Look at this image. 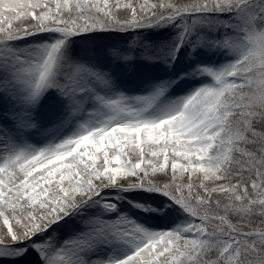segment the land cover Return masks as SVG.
<instances>
[{
	"label": "snow or ice",
	"instance_id": "snow-or-ice-1",
	"mask_svg": "<svg viewBox=\"0 0 264 264\" xmlns=\"http://www.w3.org/2000/svg\"><path fill=\"white\" fill-rule=\"evenodd\" d=\"M0 264H264V0H0Z\"/></svg>",
	"mask_w": 264,
	"mask_h": 264
},
{
	"label": "rangeland",
	"instance_id": "rangeland-1",
	"mask_svg": "<svg viewBox=\"0 0 264 264\" xmlns=\"http://www.w3.org/2000/svg\"><path fill=\"white\" fill-rule=\"evenodd\" d=\"M127 75H128V76H130V75H131V73H128ZM126 83H130V82H129V81H126Z\"/></svg>",
	"mask_w": 264,
	"mask_h": 264
}]
</instances>
